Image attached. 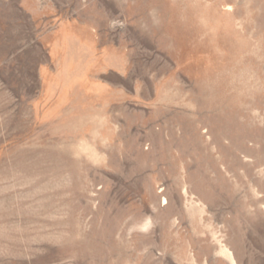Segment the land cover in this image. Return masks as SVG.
Returning <instances> with one entry per match:
<instances>
[{"label": "rangeland", "instance_id": "374dc122", "mask_svg": "<svg viewBox=\"0 0 264 264\" xmlns=\"http://www.w3.org/2000/svg\"><path fill=\"white\" fill-rule=\"evenodd\" d=\"M0 264H264V0H0Z\"/></svg>", "mask_w": 264, "mask_h": 264}, {"label": "bare ground", "instance_id": "6f19581e", "mask_svg": "<svg viewBox=\"0 0 264 264\" xmlns=\"http://www.w3.org/2000/svg\"><path fill=\"white\" fill-rule=\"evenodd\" d=\"M165 199V198H164ZM233 262H234V259H233Z\"/></svg>", "mask_w": 264, "mask_h": 264}]
</instances>
